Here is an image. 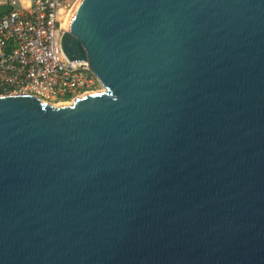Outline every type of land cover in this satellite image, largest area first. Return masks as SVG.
Wrapping results in <instances>:
<instances>
[{"label":"water","instance_id":"obj_1","mask_svg":"<svg viewBox=\"0 0 264 264\" xmlns=\"http://www.w3.org/2000/svg\"><path fill=\"white\" fill-rule=\"evenodd\" d=\"M59 45L102 91L0 99V264H264V0H78Z\"/></svg>","mask_w":264,"mask_h":264},{"label":"built area","instance_id":"obj_2","mask_svg":"<svg viewBox=\"0 0 264 264\" xmlns=\"http://www.w3.org/2000/svg\"><path fill=\"white\" fill-rule=\"evenodd\" d=\"M71 0H0V97L52 103L85 93L96 80L86 61H69L59 40ZM77 97V96H76Z\"/></svg>","mask_w":264,"mask_h":264},{"label":"rangeland","instance_id":"obj_3","mask_svg":"<svg viewBox=\"0 0 264 264\" xmlns=\"http://www.w3.org/2000/svg\"><path fill=\"white\" fill-rule=\"evenodd\" d=\"M72 2L71 3H74V5L78 2V0H71ZM76 1V2H75ZM98 89H101V86L99 84V82L97 80H93L91 85L85 89L86 92H89V91H94V90H98ZM80 94H83V92H80ZM79 94L73 96V97H69V98H65V99H57V100H54L52 101V104H58V103H61V102H72L73 99L77 98L76 96H78Z\"/></svg>","mask_w":264,"mask_h":264},{"label":"bare ground","instance_id":"obj_4","mask_svg":"<svg viewBox=\"0 0 264 264\" xmlns=\"http://www.w3.org/2000/svg\"><path fill=\"white\" fill-rule=\"evenodd\" d=\"M77 1V0H76ZM75 1V2H76ZM73 8H74V6H73ZM102 91V88L101 89H98V90H94V91H89V92H85V93H83V94H80V95H78L77 96V98H80L81 96H83V95H85V94H90V93H98V92H101ZM6 96H4V97H0V99H2V98H5ZM8 97V96H7ZM10 98H13V97H10ZM6 99H9V98H6ZM74 100V99H73ZM41 103H44V101H41ZM47 103V102H46ZM70 103L71 102H61V103H58V104H52V103H50L51 105H53V106H65V105H70Z\"/></svg>","mask_w":264,"mask_h":264}]
</instances>
